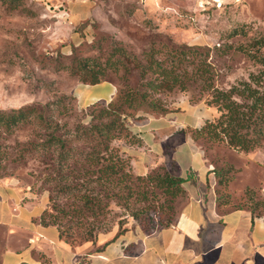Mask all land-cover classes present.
I'll list each match as a JSON object with an SVG mask.
<instances>
[{
    "label": "rangeland",
    "instance_id": "rangeland-1",
    "mask_svg": "<svg viewBox=\"0 0 264 264\" xmlns=\"http://www.w3.org/2000/svg\"><path fill=\"white\" fill-rule=\"evenodd\" d=\"M46 12L35 1L0 0V110L32 105L34 114L41 115L10 130L0 126V175L44 194L46 212L60 237L76 246L99 237L105 240L129 224L140 225L152 204L134 202L124 193L103 198L95 174L78 172L75 158L61 162L59 144L48 141L54 134L67 140L71 152L86 148L76 139V128L87 125L94 106H107L117 95L107 103L99 101L98 86L81 80L78 71L71 74V68L89 59V66L103 81L114 83L118 92L126 82L121 76L124 68L116 67L121 53L116 47L145 64L142 52L152 46H202L209 48L207 61L218 73L219 86L228 87L262 68L247 54L222 46L249 48L252 39L264 35V0H98L95 16L78 25L53 22ZM234 29L238 34L229 36ZM259 53L264 54V46ZM127 66L128 84L139 88V69L132 62ZM197 95L193 90H175L160 97L167 112L182 100L204 102V97L190 101ZM131 113L130 119L163 114L142 109ZM192 138L215 167L220 197L264 215V141L243 154L203 137ZM126 139H116L112 145L122 148L121 144H129ZM95 193L97 205L87 209L82 196Z\"/></svg>",
    "mask_w": 264,
    "mask_h": 264
},
{
    "label": "crops",
    "instance_id": "crops-1",
    "mask_svg": "<svg viewBox=\"0 0 264 264\" xmlns=\"http://www.w3.org/2000/svg\"><path fill=\"white\" fill-rule=\"evenodd\" d=\"M34 1L60 24L84 23L98 9V0ZM83 32L87 36L88 28ZM92 85L98 86L99 101L107 103L117 93L109 81ZM217 116L203 101L182 100L163 114L129 120L141 140L139 145L121 144L133 172L146 174L164 166L174 176L189 177L182 183L185 195L177 201L172 223L151 233L129 224L105 240L72 246L55 225L42 222L44 194L0 178V264H264V215L218 202L215 167L189 131Z\"/></svg>",
    "mask_w": 264,
    "mask_h": 264
},
{
    "label": "trees",
    "instance_id": "trees-1",
    "mask_svg": "<svg viewBox=\"0 0 264 264\" xmlns=\"http://www.w3.org/2000/svg\"><path fill=\"white\" fill-rule=\"evenodd\" d=\"M237 34L238 31L234 29L229 36ZM249 45V48L240 44L235 47L231 44L222 46V50L234 49L247 54L262 67L249 72L247 78L237 79L228 87L219 86L218 73L207 61L208 47L166 44L161 47L152 46L142 52L145 64L136 55L116 47L115 50L121 52L115 60L120 64L116 67L124 68L121 76L126 86L118 90L114 100L107 106H94L87 125L76 128V139L82 140L87 147L71 152V149H66L67 140L54 134L50 135L48 141L59 144L61 162L75 158L74 164L80 163L78 172L82 170L83 175L95 174V181L101 187L99 192L101 191L103 198H119L124 193L127 199L134 202L151 203L152 208L147 210L146 220L139 223L142 229L151 233L168 226L175 217L178 199L185 195L182 183L189 177L174 176L164 166H157L146 174H137L132 170L130 157L122 148L112 145V142L123 137L127 138L125 141L129 144L139 145L140 138L129 128L131 111L142 109L146 112L163 113L166 109L160 94L193 90L199 95L191 96L190 101L196 102L204 97V103L214 107L218 116L206 120L200 128L191 132V136L195 139L206 138L243 154L253 152L264 141V54L259 53L264 46V35L255 37ZM89 62L86 59L82 64L78 63L71 68L70 73L80 72L81 80H88L89 84L102 82L99 71L89 66ZM128 62L139 69V88L128 84L127 75L131 73ZM35 112L36 107L32 105L8 112L0 110V126L10 130L32 115H38ZM96 194L82 196L87 209L97 205ZM218 202L228 201L219 195ZM47 214L49 213L45 209L41 216L42 222L55 225L51 214L48 216L52 221L47 218Z\"/></svg>",
    "mask_w": 264,
    "mask_h": 264
}]
</instances>
